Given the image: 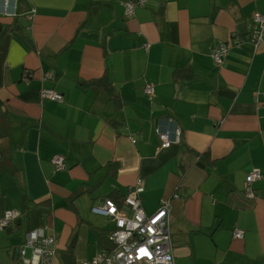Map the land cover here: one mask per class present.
I'll use <instances>...</instances> for the list:
<instances>
[{"label": "crops", "instance_id": "1", "mask_svg": "<svg viewBox=\"0 0 264 264\" xmlns=\"http://www.w3.org/2000/svg\"><path fill=\"white\" fill-rule=\"evenodd\" d=\"M129 1L17 0V17L0 16V213H23L0 231V264H23L36 229L57 236L61 258L75 238V264L113 249V221L92 208L139 178L147 214L172 200L176 264H264V179L244 195L264 171V46L233 47L221 66L211 55L251 34L264 0H148L127 17ZM172 122L179 143L163 149L157 130L173 136ZM83 224L99 232L93 257Z\"/></svg>", "mask_w": 264, "mask_h": 264}, {"label": "built area", "instance_id": "2", "mask_svg": "<svg viewBox=\"0 0 264 264\" xmlns=\"http://www.w3.org/2000/svg\"><path fill=\"white\" fill-rule=\"evenodd\" d=\"M148 0L126 2L124 7L126 16L132 17L138 7H143ZM17 0H0V16L17 17ZM252 31L246 39L232 38L231 44L223 42L211 51L212 58L217 66L223 64L231 48L241 47L244 42H251L255 49L264 46V16L256 14L252 19ZM145 45V49H148ZM145 92L154 96L155 88L148 85ZM41 96L44 100L62 102L63 96L51 90H43ZM256 102L264 109V95ZM173 125V136L170 132L157 130L162 141L161 148L165 149L172 144L179 143L181 131ZM135 142V141H133ZM54 172L67 170L66 159L55 156L51 161ZM264 179V171L254 169L246 178L244 195L248 200H255L258 196L254 184ZM145 192V180L139 178L130 187L124 202L112 199L105 200L103 207H93L92 212L110 218L115 227L110 232L109 241L113 249L104 251L90 260L79 264H176L174 255L173 237L171 233L172 200L163 201L155 213L149 215L142 206L141 196ZM175 199L178 196H174ZM20 211H6L0 213V231L8 230L22 217ZM234 239H243L244 232L233 231ZM58 238L56 235H46L45 229H36L26 234V240L21 249L23 264H54L57 257ZM28 250L31 255L27 257Z\"/></svg>", "mask_w": 264, "mask_h": 264}, {"label": "trees", "instance_id": "3", "mask_svg": "<svg viewBox=\"0 0 264 264\" xmlns=\"http://www.w3.org/2000/svg\"><path fill=\"white\" fill-rule=\"evenodd\" d=\"M175 77L177 79H189L191 78L190 72L187 71H178L175 73ZM92 85L98 86V88L104 90L111 98H113L116 101L117 107L120 108L122 106L121 100L118 96L115 95L113 89L109 86L108 81L105 80H95L91 82ZM112 200L115 201H122L124 202L125 197L121 196L120 194H115L111 196ZM105 232L103 231L102 234ZM75 238L73 239L72 243L70 244L68 248V253L62 255V261L65 264H75L74 262V250H75Z\"/></svg>", "mask_w": 264, "mask_h": 264}, {"label": "rangeland", "instance_id": "4", "mask_svg": "<svg viewBox=\"0 0 264 264\" xmlns=\"http://www.w3.org/2000/svg\"><path fill=\"white\" fill-rule=\"evenodd\" d=\"M84 225V224H83ZM87 229H86V233L89 232V239L88 241L83 242L82 244V250L84 249V253L86 255H89L90 257H93L95 255V252L98 248L99 245V232L97 230H91L89 229L86 225H84ZM101 227V225H100ZM103 243L107 244V242L104 240L103 238ZM102 243V244H103ZM30 256V254H28ZM89 260V259H88ZM86 261V260H84ZM55 264H65L62 260H61V254L58 253Z\"/></svg>", "mask_w": 264, "mask_h": 264}]
</instances>
